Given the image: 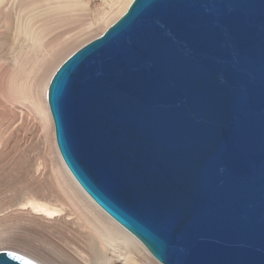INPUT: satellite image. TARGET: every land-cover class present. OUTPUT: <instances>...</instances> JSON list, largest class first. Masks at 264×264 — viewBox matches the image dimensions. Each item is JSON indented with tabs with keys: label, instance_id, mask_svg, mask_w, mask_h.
I'll return each mask as SVG.
<instances>
[{
	"label": "water",
	"instance_id": "obj_1",
	"mask_svg": "<svg viewBox=\"0 0 264 264\" xmlns=\"http://www.w3.org/2000/svg\"><path fill=\"white\" fill-rule=\"evenodd\" d=\"M47 98L73 177L159 262L264 264V0H133Z\"/></svg>",
	"mask_w": 264,
	"mask_h": 264
},
{
	"label": "bare ground",
	"instance_id": "obj_2",
	"mask_svg": "<svg viewBox=\"0 0 264 264\" xmlns=\"http://www.w3.org/2000/svg\"><path fill=\"white\" fill-rule=\"evenodd\" d=\"M131 2L132 0H108L106 6L99 9L98 5L92 6L89 0H19V3H17L19 9L18 13H16L18 17L11 21V14H7L8 16L4 15L6 21L10 20L9 25H6L8 31L5 39L6 41L10 39L14 45L12 58L6 63L9 67H6V71L4 72L7 81L6 93L18 101L30 102L31 110L39 119V126H41L43 131L48 130L54 146L56 141L54 139L53 118H51L52 115L49 111L47 93L56 67L60 61L63 62V59L67 58L71 54V51L75 49L78 35L86 32L89 33L94 27L95 23L89 22V17L94 16L96 23L99 25L102 23L103 25L104 23L109 25L127 10ZM68 41L70 42L69 44H67ZM3 112L7 113V116L13 114L5 112V110ZM3 112L1 111V114ZM46 132L44 133L46 134ZM58 160L57 177L63 182L67 192L70 194L73 207L78 210L79 213H77L81 215L80 217L85 219L83 222H86L93 233L97 235V243L100 245L98 247L102 248L100 251L103 252L104 248L106 250V247H112L115 250L116 247H122V250L115 251L117 253L116 257L109 254L103 257V261L101 260L103 264H116L117 261L124 262L126 257H129L127 260L128 264L141 263L135 262V258L137 257L139 259L142 257L144 262L148 260L152 264L156 263L152 258L154 256L145 245L106 211H103L84 191L60 155ZM31 192V195L27 194L29 198L23 204V209L29 210L31 213L35 211L41 217H44V221L50 223L49 225L40 223L43 230L49 229L56 224L55 222L63 218L62 216L65 214L66 208H63L59 203L60 199L57 198L59 196H56L52 189L47 187L37 188ZM57 200H59L58 203ZM52 228L56 229V227ZM25 243L27 244V248H29L28 251L34 253L43 262L37 261L39 264H60L46 252L41 251L36 246H32L33 243L30 241ZM90 244L92 246V241H90ZM91 246H87L89 251L88 256L84 252L79 251V248L78 250L75 249L77 250L75 254L79 256L82 262L89 263L93 259L94 246ZM19 252L28 256L24 251ZM99 253L102 255L101 252ZM103 254L105 255V253ZM137 261L142 260L137 259Z\"/></svg>",
	"mask_w": 264,
	"mask_h": 264
},
{
	"label": "rangeland",
	"instance_id": "obj_3",
	"mask_svg": "<svg viewBox=\"0 0 264 264\" xmlns=\"http://www.w3.org/2000/svg\"><path fill=\"white\" fill-rule=\"evenodd\" d=\"M89 1L92 6L95 7L98 5L99 7H97L100 9L106 6L108 0ZM17 3H19V0H0V251H11L28 258L36 264H39V261L43 263L34 253L28 251L29 248H27L25 242L30 241L33 243L32 246H36L41 251L46 252L60 264H100L103 261V257L107 254L115 255L114 257H116L117 253L115 251L122 250V247H116V250L112 247H106V250L104 248L105 251H100L102 248L98 247L100 245L97 243V235L93 233L86 222H83L85 219L80 217L81 215L78 214V210L73 207L72 198L69 196L70 194L67 192L63 182L57 177V161H59L58 157L60 155V153H58L57 144L55 143L54 146L48 130L43 131L41 126H39V119L31 110L30 102L18 101L6 93L7 81L4 72L6 71L5 68L9 67L6 63L12 58L14 45L10 39L9 41L5 39L8 31L6 25H9L10 20L6 21L4 17L7 14H11V21L18 17V14H16L19 9ZM123 14L124 13L121 15ZM121 15L119 17H121ZM119 17L117 19H119ZM88 19L90 20H88L89 22L95 23L94 27L90 31L91 33L89 32L90 34L87 32L83 33L84 35L79 33L80 35L76 38L77 47L75 46L71 54L86 42L90 41V39L92 40L100 36L117 20L112 21L109 25L105 23L104 25L103 23L99 25L96 23L94 16ZM69 43L68 41L67 44ZM65 59H63V61ZM61 62L62 61H60L56 69ZM6 107L8 109H3ZM3 110L13 113L14 116L13 114L7 116L8 114L4 113ZM1 111L3 114H1ZM44 132H46V134ZM54 139L56 141V138ZM46 187L52 189L55 195L59 196L57 198L60 199V202L57 200V203L59 202L63 208H66V212L64 211L65 214L62 216L63 218L55 222V226H52L56 227V229L50 227L52 230L50 228L46 229L45 227L44 229L46 230H43L42 226H40V223L50 224L44 221V217H41L35 211L31 213L29 210L26 211V209H23V204L29 198L28 195H31V191ZM89 240L92 241V246ZM88 245L91 247L94 246V255L97 256L94 257L93 255V259L90 260L89 263L85 261L82 262L79 256L75 254L79 248V251L87 255L89 252L87 249ZM17 250L24 251L29 257ZM99 252H101L102 255H100ZM103 253H105V255ZM98 257L100 258L98 259ZM152 258L154 262H156L153 264H161L157 259L154 257ZM128 259L129 257H126L124 262L117 261L116 264H128ZM137 259L143 262L137 261ZM135 262H141L138 264L151 263L148 262V260L144 262L142 257H140V259L139 257L135 258ZM101 264H103V262Z\"/></svg>",
	"mask_w": 264,
	"mask_h": 264
}]
</instances>
